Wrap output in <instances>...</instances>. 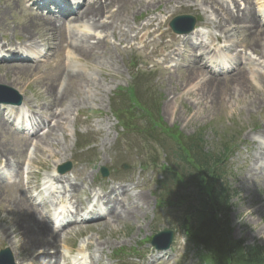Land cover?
Segmentation results:
<instances>
[{
  "label": "rangeland",
  "instance_id": "obj_1",
  "mask_svg": "<svg viewBox=\"0 0 264 264\" xmlns=\"http://www.w3.org/2000/svg\"><path fill=\"white\" fill-rule=\"evenodd\" d=\"M37 1L29 0L27 3L12 1L9 5L12 10L6 15V23L4 22V24H9V27L7 33L5 32L4 36L1 35L0 42L6 39L16 40L18 31L14 29L15 23L24 19L33 20L31 15L34 12L30 11L37 9L39 5ZM241 3L242 1L239 4L240 8L243 9L245 5ZM188 6H196L197 10ZM49 9L50 13L58 15L56 6H50ZM209 11L197 0L186 2L181 7L176 4V1H169L168 4L156 3L149 9L130 8L127 12L128 20L122 24L121 32L117 31L116 37L109 32L106 38L118 57L119 68L110 66L106 62L93 64L92 61L89 62L82 56L72 54L68 48L65 51L56 48L51 49V52L48 51L51 56L50 65H56L60 59H67L71 53L74 61L85 69H80L79 73L100 82L102 94L90 99L84 94L73 95V99L79 100V105L69 115L70 120L66 123L65 134L59 132L57 137L53 136L56 138L51 140L53 146H44V151H35L36 148L34 150L33 146L28 149L26 157L22 159L21 184L25 186L30 182L33 188L29 191H26L25 187L20 189L19 179L13 171H0L8 178L10 177L11 180L7 181L12 183L0 196V233L3 229H8V222L5 218L12 222H19L29 230L28 224L33 222L34 227L39 229L36 219L32 216H28L30 220L26 222L27 216L23 215L27 208L20 210L10 206L12 200L21 198V195L31 196L37 205L44 208L50 219L53 217L54 206L59 201L65 204L68 202L66 206L71 207L69 196L68 194L66 196L63 191V197L59 196L60 200L57 195L55 198L46 197L47 177L59 175L69 177L77 185L83 201H86V196L91 191L104 190L108 193L110 186L121 185L123 189L120 188L117 191V194L121 193L118 199H124L127 206L134 208V213L124 218L125 220L111 222L108 226L88 221L87 223H76L79 226H76L74 230L71 227L62 230L56 228L55 232H61L64 237L59 244L63 252L62 259H60L61 264H64L63 260L66 257L70 262L73 261L72 264L74 261L78 264H194V253L189 248L185 236L176 225L175 227L172 224L169 225L163 214L158 215L155 198L156 182L159 178L158 170L152 166L142 167L140 165L143 153L128 145L121 131L122 122L114 116L115 92L119 90L131 92L134 73H148L147 66L151 64L152 71L149 73L154 80L152 83L160 91L162 118L168 126H176L187 135L202 131L206 141L205 146L212 153L221 148L223 144L232 143L234 154L227 166L226 179L232 188L237 190V196L233 199L231 216L234 228L233 237L244 239L250 245L260 244L264 247V178L258 181L255 176L256 173L263 176L264 171H252L248 167L251 158L260 152L258 148L252 146L251 140L259 136L258 128L264 121V105L262 108L259 107L260 101L253 94V87L250 86V94L240 100L236 99V88L229 89L227 93V85L224 83L227 78L225 77L214 85L217 87L223 82L221 86H225V89H221L220 86V94L224 96L227 94L226 99H219V94L215 101L220 100V104L214 106L206 100L201 103L192 93H189L195 87L196 82L192 83L187 80L183 73L192 65L190 64L192 58L189 57L191 50L187 45L182 47L183 39L195 38V35L200 33L202 34L201 39L195 40L197 45L203 39L210 42V33H219L211 25L215 17ZM180 15H191L196 18L197 27L192 35L177 36L169 28L170 21ZM103 20L109 21L106 17ZM150 21L152 25L148 26ZM186 24L181 26L184 27ZM104 35L102 34V37ZM245 35L251 43L250 36H253V39L257 36L256 34L251 35L248 31L231 34L226 40H230L231 44L236 43L240 51H245L243 45L238 43L241 36ZM215 44L221 43L215 42ZM261 44L264 45V38ZM45 48L48 50V46L45 45ZM45 48L42 47L43 50ZM247 52L253 58L261 60V70L263 69L264 73V56L257 55L250 50ZM8 57L10 58L8 54L0 57V84L14 88L23 97V104L18 107L20 113L9 119L12 123L20 114L26 118H33L35 115L30 109L29 112L26 101L33 100V105H36L41 103L45 97L41 88L34 82L29 85L6 74L5 68L7 67H4V64L14 65L16 63L15 59L10 60L11 58L3 60ZM204 61L205 59L196 66L208 73V68L204 67ZM36 67H39L40 72L46 71L47 74L50 72V66L44 61L35 64ZM244 79L247 81L249 76L246 74ZM258 79V87L262 89L260 92L263 98L264 77L259 76ZM83 83L80 81L79 85ZM36 91L41 93V98L35 96ZM17 98L18 95L13 93L0 96V99H7V101H14ZM262 103L264 104L263 99ZM140 117L143 116L140 115ZM146 123V120H141L138 125L142 126ZM17 124L28 128L19 121ZM20 141L18 137L14 138L12 135L6 139L5 136L0 137V147H17V150H20L22 145ZM15 143L18 145L16 146ZM48 152H53L54 155H49ZM68 163L72 164V170L62 174L59 168ZM124 165H129L130 168L123 169ZM103 168L109 169L107 178L101 174ZM5 175L2 174L3 177ZM176 210L180 211L179 208ZM168 229L174 230L171 248L166 251L155 249L151 245L153 236ZM154 239H161L158 244L162 245L171 242L168 237L154 236ZM87 241L93 244L89 249L85 248ZM7 247L11 251L14 263L19 264L14 246L5 239L1 240L0 250ZM79 250H82V255H78ZM90 254L95 257L94 263L88 259Z\"/></svg>",
  "mask_w": 264,
  "mask_h": 264
},
{
  "label": "bare ground",
  "instance_id": "obj_2",
  "mask_svg": "<svg viewBox=\"0 0 264 264\" xmlns=\"http://www.w3.org/2000/svg\"><path fill=\"white\" fill-rule=\"evenodd\" d=\"M12 1L13 0L0 1V38L1 35H5L9 27V24H4V22L6 23V15L12 10L9 6ZM17 1L21 3L26 2V0ZM169 1H176V4H179L181 7L186 2L194 0H83L82 3L80 0H76L73 6L68 3V0H49L52 5L59 9L62 17H55L53 15H42L41 17L39 14L42 8H48V5L44 4L36 10L38 15H31L33 20L24 19L15 23L14 29L18 31L17 39H6L7 41L0 42V57L2 58L5 53L10 55L11 58L8 57L7 60L15 59L16 61L14 65L5 63L4 67H7L5 68V72L17 78L18 81L21 80L23 83L26 82V84L30 85L34 82L36 86L41 88L42 94L45 97L41 103L36 105H33V100L26 101L28 108L35 115V117L30 118L28 122L34 129L32 137L22 136L15 132L13 133L12 131H14V128L10 120L0 110V137L2 138L5 136L6 139L12 135L14 138L18 137L22 143L20 150H17V147H0V164L3 165V169L13 170L15 176L19 179L20 189L25 187L26 191H29L33 188L30 182L25 186L21 184V175L23 171L22 159L26 157L27 151L31 146H34V149L36 148L35 151H44V146H53L51 140L56 139L53 136L57 137L59 132L65 134L67 130L66 123L70 120L69 115L79 105V100L73 99V95L84 94L90 99L102 94L100 82H97L96 79H89L86 75L84 76L79 73L81 70L85 69L74 61L71 53L67 59H60L56 65H50L51 60L45 61V64L50 66L49 74H47L46 71L40 72L39 67L35 68L36 59L40 58L39 61H42L41 59L45 58V55H43V52L39 48V43L44 42L50 50L56 48L60 51L70 46L74 55L82 56L87 61H92L93 64L106 62V64L110 66L119 68L118 57L106 39L109 32H111L113 37L118 35L117 31H119V33L121 32L122 24L128 20L127 12L130 8L137 7L149 9L156 3L168 4ZM197 1L208 8L211 15L215 17L211 25H213L215 30L219 33H211L209 35L211 43L213 41H225L231 34L241 32L247 33L249 31L251 35H257L254 36L255 39H253V36H250L252 43L248 41L246 35L241 36L238 43L243 45L246 50L264 56V45L261 44L264 38V30L261 29V26L264 25V20L258 18L252 0ZM240 1L245 4L243 10L240 9ZM62 3H65L64 7L60 6ZM188 7H193L194 10H197L196 6ZM261 7L264 10V0H262ZM107 12L109 13V21L105 22L103 18ZM66 14L72 16V18L68 20L69 23L77 22L84 24L83 26L75 27L77 34L82 35L69 36L71 32L64 28L66 24ZM58 24H60V26ZM149 25H152V21L149 22L148 26ZM102 34H105L104 37H102ZM92 36H95L98 40L91 42ZM201 37L202 35L197 33L196 41H199ZM183 44L190 48L189 57L192 58L190 61L192 65L183 73L185 77H187V80H190L192 83L196 82L195 87L191 89L189 93H192L201 103L206 100L207 102L210 101L214 106L218 103L220 104V100L218 102L215 100L221 93L219 87L223 82L220 84L218 83L219 85L215 87L214 84H217L220 79L214 77L212 68L210 74L204 72L196 65H200L203 56V58L208 57L209 60L214 63L218 62L220 60L218 54L221 52V49H223V46L217 44V46H213V44H209L204 40H201L200 43L196 45L191 38L184 39ZM225 46L228 49H225L226 54L224 55V60L229 63L227 69H231L230 72H232V75L227 76L224 82L227 85V93L229 89L236 88V99L240 100L246 98L250 94L249 86L253 87V94L257 96V99L260 101L259 107L262 108L264 105L262 99L264 101V97L261 98L260 90L262 89L258 87V77H264V73L261 70V66L256 64L257 62L259 63L260 60H247V70L244 73L245 68H240L237 63H232L240 58L237 45ZM30 54H34V58L29 56ZM193 66L195 68H193ZM213 73L215 74V72ZM170 74L171 73H169V75ZM246 74L249 76L247 81L244 79ZM80 81L84 82L83 85H79ZM57 89L59 91H57ZM221 89H225V86H221ZM91 90H94V92H91ZM35 96L41 98V93L36 91ZM226 97L227 94L226 96L220 94L219 99L225 100ZM17 113H19L18 108L12 107L11 114L16 116ZM43 129H47V131L41 135L40 132ZM258 134V138L252 139L251 143L252 146L258 148L260 152L251 158L248 162V167L252 171L262 172L264 171V121L258 128ZM15 145L17 146L18 144L15 143ZM48 153L50 155L53 152ZM255 176L256 180L260 181L261 178H264V173L263 176H260V173H256ZM7 180L9 179H4L2 174H0V196L4 193L3 191L12 184ZM47 180V190L45 191L47 197L55 198L57 195L58 200H60L59 196H62L63 191L66 196L68 194L70 200H73V202H71V207L73 206L74 210L67 215L70 217L71 221L60 230L68 227H71L72 230L77 228L76 226L79 225L76 223H83L86 220V216H81L83 213L91 218L96 217V221L99 220L97 224L100 223L103 226H108L114 221L120 222L125 220L134 213V208L127 206L124 199H118L121 193L117 194V191H119L120 188L123 189L121 185L118 187L110 186V191L108 193L104 190L95 191L94 194L90 192V194L86 196V201H83L79 195L80 189H78L77 185L74 184L69 177L50 175ZM50 192L52 193L49 194ZM129 198H131V196ZM45 200L47 201V199ZM94 200L96 204L91 208L87 207L86 203L90 204ZM100 202L104 204L106 211L99 210L98 203ZM67 204L68 202L64 205H59L58 208H61L63 211L65 208L66 213H68L70 207H67ZM28 205H30L31 208L28 207ZM10 206L20 210L27 208L24 212L25 215H23L27 216L26 222L28 223L30 220L28 216H32L36 219L39 228L37 230L33 222H30L28 224L29 230L19 222H12L10 219L5 218L8 222V229H3L0 233V242L5 239L14 246L16 259L19 261V264H61L60 259H62L61 254H63V252H61L59 244L64 237L61 232H55L56 224L48 217L44 208L34 203L31 197H24L22 195L21 198H14ZM63 211L56 212L58 218L66 215V213H64L65 211ZM92 246L93 244L87 241L85 248L89 249V247ZM82 250H80L81 253ZM88 259L91 263L95 262L93 254H90ZM63 261L64 264L72 263L67 257Z\"/></svg>",
  "mask_w": 264,
  "mask_h": 264
},
{
  "label": "trees",
  "instance_id": "obj_3",
  "mask_svg": "<svg viewBox=\"0 0 264 264\" xmlns=\"http://www.w3.org/2000/svg\"><path fill=\"white\" fill-rule=\"evenodd\" d=\"M147 108L159 128L148 123L137 130L125 124L130 130L125 138L141 135L136 140L148 156L144 164L155 166L162 176L157 180L156 194L160 212L165 211L170 223L194 245L198 264H264L263 246L233 237L231 214L237 190L226 180L224 164L229 147L212 153L201 133L186 135L158 118L157 102H149ZM157 145L168 149L163 159L156 157Z\"/></svg>",
  "mask_w": 264,
  "mask_h": 264
},
{
  "label": "water",
  "instance_id": "obj_4",
  "mask_svg": "<svg viewBox=\"0 0 264 264\" xmlns=\"http://www.w3.org/2000/svg\"><path fill=\"white\" fill-rule=\"evenodd\" d=\"M175 22H176V20L175 21H173L172 23H171V26L172 27H175ZM193 22H194V20H193ZM69 169H70V167H69ZM68 168L66 169V170H64V172H66L67 170H69ZM171 237H172V232H169L168 233V238H169V240H171ZM170 244V242H168V243H166V247L168 246ZM2 254H5V252H2ZM7 254V253H6ZM2 257V256H1Z\"/></svg>",
  "mask_w": 264,
  "mask_h": 264
}]
</instances>
